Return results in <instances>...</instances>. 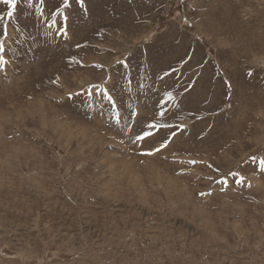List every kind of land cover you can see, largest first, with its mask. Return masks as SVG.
<instances>
[{
  "label": "rangeland",
  "instance_id": "rangeland-1",
  "mask_svg": "<svg viewBox=\"0 0 264 264\" xmlns=\"http://www.w3.org/2000/svg\"><path fill=\"white\" fill-rule=\"evenodd\" d=\"M8 11L0 264H264V0Z\"/></svg>",
  "mask_w": 264,
  "mask_h": 264
},
{
  "label": "snow or ice",
  "instance_id": "snow-or-ice-1",
  "mask_svg": "<svg viewBox=\"0 0 264 264\" xmlns=\"http://www.w3.org/2000/svg\"><path fill=\"white\" fill-rule=\"evenodd\" d=\"M28 2H30V0H28ZM41 2L43 3V0H41ZM77 2L80 4V6L83 8V0H77ZM0 3H2L3 5L7 6V8L9 9V11L7 12V15L9 18L12 17L13 15V10L16 9L17 6V0H0ZM62 4L64 6V8H68L69 7V0H62ZM58 14L63 15V12L60 9H57ZM67 19V17H65V20ZM66 29L64 31V35H66ZM5 45L3 41H0V71L4 70V68L7 66V64L9 63V61L5 58ZM161 115H163V113H161ZM150 127H157L156 125H152ZM149 135L148 133H145L144 136H137L138 140H143L145 139V136ZM159 150V149H158ZM253 163H256V158L253 157L252 158ZM259 169L261 172H264V160H260L259 161ZM232 175H236V173H233ZM237 183H240V181H236ZM224 183H226V181H224Z\"/></svg>",
  "mask_w": 264,
  "mask_h": 264
}]
</instances>
